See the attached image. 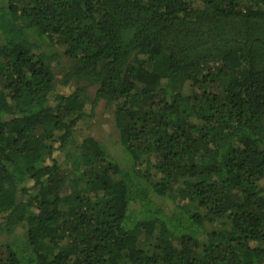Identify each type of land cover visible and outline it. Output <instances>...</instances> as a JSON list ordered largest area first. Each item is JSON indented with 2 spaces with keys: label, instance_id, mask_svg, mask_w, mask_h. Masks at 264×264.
<instances>
[{
  "label": "trees",
  "instance_id": "16d2710c",
  "mask_svg": "<svg viewBox=\"0 0 264 264\" xmlns=\"http://www.w3.org/2000/svg\"><path fill=\"white\" fill-rule=\"evenodd\" d=\"M0 264H264V0H0Z\"/></svg>",
  "mask_w": 264,
  "mask_h": 264
},
{
  "label": "rangeland",
  "instance_id": "374dc122",
  "mask_svg": "<svg viewBox=\"0 0 264 264\" xmlns=\"http://www.w3.org/2000/svg\"><path fill=\"white\" fill-rule=\"evenodd\" d=\"M53 66L55 71H59V65L54 62ZM57 77L59 76L57 75ZM92 91V89L88 91L89 97H92ZM85 114L86 118L79 123L77 131L92 135L104 142L110 151L115 152L118 147V133L113 124V110L107 108L102 102H99L94 108L86 103Z\"/></svg>",
  "mask_w": 264,
  "mask_h": 264
}]
</instances>
